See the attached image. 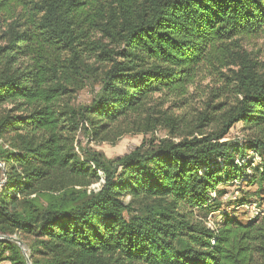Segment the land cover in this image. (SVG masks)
Segmentation results:
<instances>
[{
    "label": "trees",
    "instance_id": "16d2710c",
    "mask_svg": "<svg viewBox=\"0 0 264 264\" xmlns=\"http://www.w3.org/2000/svg\"><path fill=\"white\" fill-rule=\"evenodd\" d=\"M0 30V236L23 243L0 237V264H264V208L234 215L264 183V70L239 43L264 0H0ZM210 75L178 131L171 106ZM159 127L114 158L80 141Z\"/></svg>",
    "mask_w": 264,
    "mask_h": 264
},
{
    "label": "rangeland",
    "instance_id": "374dc122",
    "mask_svg": "<svg viewBox=\"0 0 264 264\" xmlns=\"http://www.w3.org/2000/svg\"><path fill=\"white\" fill-rule=\"evenodd\" d=\"M1 36V30H0ZM95 37H98L96 35ZM242 50L245 51L249 57L256 62L257 68L260 70H264V30L260 32L257 36L253 37H245L240 39L239 41ZM3 44V41L0 39V45ZM232 69H237L236 66L230 65L227 68H223L221 73L226 75H231ZM220 75V74H219ZM219 79L218 75H210L203 76L198 79L197 82L190 88L188 101L185 104H180L176 102L173 106H171V112L177 113L179 129L178 131H182L185 127L189 128L192 124L193 117L196 112L201 110L204 106V102L207 100L210 89H214L215 87H219L217 80ZM97 89V85L93 82H88L84 88L79 89L75 94H72V97L67 99L73 105L86 104L93 97L95 91ZM157 96V95H156ZM155 97V96H154ZM168 130L165 127H159L153 134H125L120 137L115 143L109 142H89L87 143L86 139L80 137V141L82 145L98 151L102 153L107 158H114L117 156H122L132 149L137 147L142 141L149 139L150 137L159 139L165 138L168 136ZM246 136V132L242 130L240 124H236L230 131V138L233 140H241ZM261 193L257 196L258 200H256V205L253 204L249 208L244 206L235 207L234 215L245 221L248 217L253 215V208H264V183L260 187ZM257 189V183L252 185H245L240 189L237 187L230 186L227 187L228 196L230 199L241 198L243 195L247 194L249 197L254 193ZM258 205H260L258 207ZM232 210L231 208L226 209V211ZM218 213H214L210 217L211 221H213L217 217Z\"/></svg>",
    "mask_w": 264,
    "mask_h": 264
},
{
    "label": "built area",
    "instance_id": "2783aa9c",
    "mask_svg": "<svg viewBox=\"0 0 264 264\" xmlns=\"http://www.w3.org/2000/svg\"><path fill=\"white\" fill-rule=\"evenodd\" d=\"M250 156L252 157V159L254 160V162H259V161H260V158H259L258 156L254 155V154H251V153H249V155L247 156V158L250 157ZM235 162H236V163H240V160L236 158ZM210 195H211V197H214V196H215V191H211ZM252 205H253V204H245V205H243V206L246 207V208H249V207L252 206ZM258 213H261V209H259V208H253V215H256V214H258ZM205 223H206V225H207L209 228H212V229H213L214 224H213V222L211 221L210 217H207Z\"/></svg>",
    "mask_w": 264,
    "mask_h": 264
},
{
    "label": "water",
    "instance_id": "95a60500",
    "mask_svg": "<svg viewBox=\"0 0 264 264\" xmlns=\"http://www.w3.org/2000/svg\"><path fill=\"white\" fill-rule=\"evenodd\" d=\"M3 175H5V171L4 170H3ZM0 237L1 238L8 239V240H11V241L17 243V245L23 250V243H22V241L19 240V239H17L16 237H14V236H2V235ZM24 255H25V253H24ZM25 257H26V263L27 264H30L29 257H27L26 255H25Z\"/></svg>",
    "mask_w": 264,
    "mask_h": 264
}]
</instances>
